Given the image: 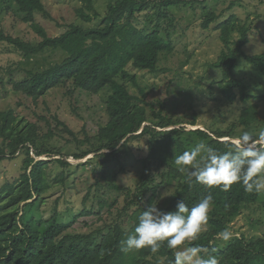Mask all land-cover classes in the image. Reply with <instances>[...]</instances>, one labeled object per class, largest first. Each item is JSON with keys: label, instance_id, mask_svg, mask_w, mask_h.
I'll list each match as a JSON object with an SVG mask.
<instances>
[{"label": "trees", "instance_id": "trees-1", "mask_svg": "<svg viewBox=\"0 0 264 264\" xmlns=\"http://www.w3.org/2000/svg\"><path fill=\"white\" fill-rule=\"evenodd\" d=\"M13 1L18 10L25 14L24 20L31 23L34 31L41 36V40L33 44L0 30V42L12 45L26 56L44 52L49 48L61 49L67 53L61 63L41 72L30 71L23 79L14 81L13 90L23 92L36 100L66 81H72L74 88L91 93L110 87L112 93L106 106L108 121L98 131L100 140L104 141L103 149L118 151L121 146L124 148L135 139L147 137L150 152L147 157V173L139 186V194L134 197L138 200L126 208L128 214L125 213L122 220L109 224L105 230L100 229L93 233H66L73 222H58L55 216L26 219L21 210L22 204L37 200L47 189L46 161L36 160L31 155V150L32 146L40 148L37 144L39 138H51L53 134L48 131L41 136L36 124L19 120L13 110L0 112V162L14 159L21 151L26 154L20 177L0 186V264H152L153 258L156 260L155 264L160 261L169 264L174 255L166 243L156 254L147 248L129 253L121 250V241L134 231L139 215L156 196L157 188H148V184L153 181L150 177L153 172L152 165L155 167L157 162L165 161L162 150L164 146L175 147L177 155L199 142H204L220 152L228 151L231 148L228 143L230 140L223 138L241 135L238 132L239 126L248 128L259 122L258 103L244 108L238 124H232L231 130L210 126L209 129L195 128L187 131L184 127H173L178 125V121L164 113L163 109H157L156 102L147 101L143 88H140L142 96H137L122 81H118V77H121L138 85L136 72L129 69L130 65L149 72L159 70L161 53L174 49L172 41L160 32L161 23L169 19L168 25L174 28L175 18L167 10L186 3V0H114L108 4L105 15L96 9L94 0H82L84 5L76 10L79 16L88 22L100 19L101 25L86 28L70 24L58 36H49L46 29L35 21L36 12L50 16L42 0ZM152 3L156 11L147 16V21L153 25V29L145 32L135 21ZM220 18L217 13L209 12L204 18L203 28L208 29ZM216 29L220 32L219 39L225 49L211 64L212 67L222 70V77L219 82H213L210 89L214 91L218 83L220 93L230 102L237 99L243 102L262 99L263 95L249 93L247 84L234 74L238 61L246 59L264 76V53L248 55L244 50L250 42V27L232 14L220 21ZM236 32L239 37L233 39ZM148 107L152 117H149ZM149 119H156L157 124H148ZM190 123L197 124L196 119ZM34 152L39 157L47 153L45 150ZM124 169L123 167V171ZM173 171L169 172L170 176H173ZM174 176L179 178L180 186L174 191L166 211L175 210L180 200H184L191 207L209 193L213 196L207 229L192 244L209 250L215 247L217 251L214 255L217 256L219 264H264V238L248 239L241 235L224 247H218L214 243L216 234L227 228L232 217L240 212L242 205L257 202L261 194L245 192L240 183L233 184L227 191L219 187L209 189L197 183L194 177L189 179L187 172L176 171ZM57 181L63 182L64 179L62 177ZM150 191L147 205H144L146 192Z\"/></svg>", "mask_w": 264, "mask_h": 264}, {"label": "rangeland", "instance_id": "rangeland-1", "mask_svg": "<svg viewBox=\"0 0 264 264\" xmlns=\"http://www.w3.org/2000/svg\"><path fill=\"white\" fill-rule=\"evenodd\" d=\"M111 1L114 0H94V4L105 15ZM42 2L50 16L36 12L35 21L46 29L49 36L62 34L70 24L86 28L101 25L100 19L88 22L79 16L76 10L84 5L82 0ZM155 11L152 3L148 10L137 16L136 25L145 32L153 29L147 16ZM167 11L174 16L175 27H170L167 23L169 19H166L161 23L160 32L172 41L173 51L161 53L156 72L139 70L130 65L129 69L136 72L137 86L129 79L118 77V81H122L137 96H142L140 88H143L147 101L156 102L157 109H163L164 113L178 121V125L173 127H184L187 131L209 129L210 126L231 130L232 124H238L241 111L258 103L259 122L248 128L239 126L238 132L242 134L251 130L258 133L264 130V76L254 65L241 59L234 74L247 84L249 93L263 95L262 99L230 102L220 93L218 83L214 91L210 89L213 82H219L222 77V70L211 65L225 49L219 39L217 24L232 14L236 15L250 27V42L244 47L245 52L248 55L264 53V0H186V3L172 6ZM211 11L221 18L205 29L202 24ZM24 16L13 0H0V30L37 44L41 36L34 31L31 23L24 20ZM238 37L236 32L233 39ZM66 57V52L52 48L26 56L12 45L0 42V112L13 110L19 120L36 124L41 136L48 131L53 134L51 138L38 139L40 148L32 146L31 155L36 160L46 161L47 189L37 200L21 205L26 219L55 216L58 222H73L66 233H93L122 220L127 213L126 208L138 200L134 197L139 194V186L147 173L149 141L147 137H141L124 148L121 146L118 151L103 149L104 141L100 140L98 131L108 121L106 106L112 93L110 87L91 93L74 88L72 81H66L36 100L13 90L14 81L23 79L28 72L44 71ZM149 114L152 117L150 109ZM194 118L197 124L192 125L190 122ZM58 121L61 123L58 124ZM156 122V119H149L147 123ZM238 136L225 138L231 140ZM36 150L47 153L39 157L35 155ZM162 150L165 161L157 162L155 167L152 165L150 177L153 181L148 188H157L154 200H159L158 207L166 211L174 191L180 186L175 172L187 171H181L175 164V157L178 156L175 147L164 146ZM25 158L26 154L21 151L14 159L0 162V186L20 177ZM172 170L173 176H170ZM62 177L63 182L57 181ZM150 194L151 191L146 192L144 205H147ZM162 195L163 199H160ZM132 210L133 207L129 214ZM227 228L232 231L233 237L227 242L215 238L214 243L218 247L227 246L241 235L248 239L264 238V194L257 202L242 205ZM155 261L153 258L152 264Z\"/></svg>", "mask_w": 264, "mask_h": 264}, {"label": "clouds", "instance_id": "clouds-1", "mask_svg": "<svg viewBox=\"0 0 264 264\" xmlns=\"http://www.w3.org/2000/svg\"><path fill=\"white\" fill-rule=\"evenodd\" d=\"M228 143L231 148L220 152L199 142L191 151L176 156L175 164L181 171H187L189 179L194 177L197 183L209 189L219 187L227 191L233 184L240 183L247 193L264 194V130L258 133L245 130ZM158 203L159 200H154L139 215L134 231L121 241V250L129 253L147 248L156 254L166 243L174 255L169 264H219L214 255L215 247L209 250L192 244L200 233L206 231L213 204L211 193L191 207L180 200L175 210L165 211L158 207ZM232 237L229 228L216 234L218 240L225 242Z\"/></svg>", "mask_w": 264, "mask_h": 264}, {"label": "water", "instance_id": "water-1", "mask_svg": "<svg viewBox=\"0 0 264 264\" xmlns=\"http://www.w3.org/2000/svg\"><path fill=\"white\" fill-rule=\"evenodd\" d=\"M225 140H228L227 138H225Z\"/></svg>", "mask_w": 264, "mask_h": 264}]
</instances>
